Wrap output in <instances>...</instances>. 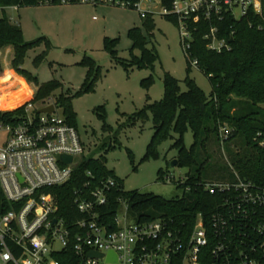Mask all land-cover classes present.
Returning <instances> with one entry per match:
<instances>
[{"label": "built area", "instance_id": "built-area-1", "mask_svg": "<svg viewBox=\"0 0 264 264\" xmlns=\"http://www.w3.org/2000/svg\"><path fill=\"white\" fill-rule=\"evenodd\" d=\"M39 2L121 6L138 9L142 17L154 15L157 8L162 16L176 19L183 52L194 67L198 61L189 53L190 22L220 18L224 12L238 19L249 10L264 11V0ZM215 33L213 27L205 35L207 48L228 50L225 39H217ZM3 72L0 61V80ZM33 96L34 92L12 108H0V264H63L70 261L68 254L74 257L68 264H200L199 255L209 246L213 264H264V168L258 180L243 179L234 170L233 180L207 182L210 193L226 195L209 219L210 227L199 213L185 237L162 219L133 222L128 199L122 195L125 190L112 177L97 185L86 181L73 190L71 211L78 217L67 224L49 190L71 179L86 156V144L56 107L50 114L38 112L53 103L36 105ZM229 132L227 126L219 127L222 147ZM258 143L264 147V139ZM91 252L102 257L90 256Z\"/></svg>", "mask_w": 264, "mask_h": 264}, {"label": "trees", "instance_id": "trees-1", "mask_svg": "<svg viewBox=\"0 0 264 264\" xmlns=\"http://www.w3.org/2000/svg\"><path fill=\"white\" fill-rule=\"evenodd\" d=\"M164 2L167 3V0ZM39 4V0H0L2 9ZM153 16L147 14L142 17L143 28L132 27L127 32L132 48H140L142 51L140 58L134 56L135 65H151L157 58L156 52L146 48L155 27ZM164 17L177 25L175 18ZM189 27L192 33L189 53L191 58L198 61L197 68L207 77L211 85L210 93L205 94L188 75L183 80L185 90H182L181 81L165 72L162 99L147 104L131 117V121L137 118L145 119L148 114L152 117L154 132L142 160L156 155L157 146L164 140H172L169 148L176 150L177 166L187 168L185 176L175 182L177 187L183 188V192L180 196L171 198L138 190L122 192L128 199L130 212L136 217V221L162 219L183 237L192 230L199 213L202 214L206 227H210L209 219L218 210L226 195L218 191L210 193L205 188L208 181L202 179L208 162L207 142L213 138L220 145V126L230 128L224 146L239 140L237 143L244 147V151L231 148L234 151L233 163L241 178L258 180L264 168V147L258 143L264 139V108L261 106L264 103V11L258 14L249 10L238 19L224 12L220 18H200L197 22H190ZM213 27L216 28V38L225 39L228 43V50L216 52L207 48L205 35ZM35 43L24 40L18 24L11 23L6 16L0 18V49L6 46L13 48V70L19 75L23 74L28 82L35 85L33 102L44 104L55 91L62 88V83L53 79L39 84L36 77L22 68L27 51ZM116 43L117 39L105 38L104 48L115 54ZM44 56L45 54L38 56L33 63L39 64ZM186 59L189 71L191 65L188 58ZM83 64L87 73L76 93L79 95L92 90L100 77L99 67L92 59L83 60ZM124 65L128 66L127 63ZM8 73L10 71L7 68L5 74ZM53 104L62 108L66 120L76 126L71 96L59 93ZM97 111L103 113L101 107ZM187 130H190L193 136L190 147H186L183 141ZM111 147L113 145L110 139L103 141L99 146L102 152L97 153L95 149L92 154L83 156L71 179L66 184L49 190L57 197L59 214L67 224L78 217L71 211V194L75 188L86 181L97 185L109 177L116 178L123 187L122 180L106 167L105 153ZM88 172L91 175H88ZM158 173L164 181L165 172L159 170ZM115 193L119 195L117 189ZM112 203L115 207V198ZM67 258L71 261L74 257L68 254ZM199 261L200 264H213L210 246L202 249Z\"/></svg>", "mask_w": 264, "mask_h": 264}, {"label": "rangeland", "instance_id": "rangeland-1", "mask_svg": "<svg viewBox=\"0 0 264 264\" xmlns=\"http://www.w3.org/2000/svg\"><path fill=\"white\" fill-rule=\"evenodd\" d=\"M157 10L153 16L155 27L146 45L157 54L151 65L133 63L134 56L140 58L142 51L132 48L127 32L132 27L143 28L138 9L89 3L39 4L0 8V18L6 16L11 23L18 24L26 42H36L27 51L22 68L36 77L39 84L53 79L62 83V88L46 102L53 103L59 93L72 97L74 122L86 144V155L95 149L97 153L102 152L99 146L110 139L113 147L105 153L106 167L122 180L125 191L152 192L171 198L182 194L183 188L177 187L175 182L185 176L187 168L170 165L176 156V150L169 148L171 139L157 146L156 155L142 160L154 132L152 117L148 114L147 118L134 121L131 117L147 104L162 99L165 72L181 81L182 90H185L183 80L187 75L207 95L211 85L197 67L191 66L187 71L179 28ZM105 38L117 39L115 54L104 48ZM43 54L44 58L35 65L34 59ZM87 58L99 67L100 77L92 90L79 95L76 93L87 73L83 60ZM0 61L6 67L4 61ZM19 76L24 78L23 74ZM3 83L0 81V86ZM28 84L35 93V85ZM17 88L18 84L14 90ZM12 92L6 88L0 90V100ZM261 106L264 108V103ZM100 107L103 113L97 111ZM56 113L64 115L60 107H56ZM183 141L186 147H190L193 142L190 130L184 134ZM237 141L233 142L235 146L230 143L222 147L215 139H209L203 180L234 179L236 168L231 148L244 151L243 145ZM159 170L165 172L164 181L160 179ZM132 221H136L134 215Z\"/></svg>", "mask_w": 264, "mask_h": 264}, {"label": "crops", "instance_id": "crops-1", "mask_svg": "<svg viewBox=\"0 0 264 264\" xmlns=\"http://www.w3.org/2000/svg\"><path fill=\"white\" fill-rule=\"evenodd\" d=\"M2 49H5V52H3L2 51ZM2 49H0V60L2 59L3 61H4V63H5V65H6V67H3V69H4V72H3V74H2V77H1V79H4V77H5V79L4 80H0V81H3L4 83H3V85L2 86H0V90H2V89H4V88H6V89H8L9 91H13L14 89H15V83L14 82H21L22 81V84H23V86L26 88L25 90L26 91H32V92H34V90H32L29 86V82L25 79V78H23V77H21V76H19L16 72H14L13 70H12V66H11V58H12V55H13V48L11 47V46H6V47H4V48H2ZM3 55H5L6 57H4ZM5 58H7V59H5ZM7 68H8V70L10 71V73H8L7 75L5 74L6 73V71H7ZM12 70V71H11ZM15 84V85H14Z\"/></svg>", "mask_w": 264, "mask_h": 264}, {"label": "bare ground", "instance_id": "bare-ground-1", "mask_svg": "<svg viewBox=\"0 0 264 264\" xmlns=\"http://www.w3.org/2000/svg\"><path fill=\"white\" fill-rule=\"evenodd\" d=\"M15 84H18V88L16 90H13L14 92L10 93L9 95L2 96L0 100V108H12L21 102H23L26 98H28L32 92L26 91L25 87L22 86V81L17 82Z\"/></svg>", "mask_w": 264, "mask_h": 264}, {"label": "water", "instance_id": "water-1", "mask_svg": "<svg viewBox=\"0 0 264 264\" xmlns=\"http://www.w3.org/2000/svg\"><path fill=\"white\" fill-rule=\"evenodd\" d=\"M54 109H55L54 104H49V105H47V106H45V107L40 108V109L38 110V112H40V113H49V114H50V113H52V112L54 111ZM62 158H63L64 160H66L67 162H70V161H71V158H70V157H62ZM177 163H178L177 159L174 158V159L170 162V165H171V166H176ZM89 255H90V256H96V257H102V254H101V253H96V252H91ZM108 259L111 260V259H112V255H109Z\"/></svg>", "mask_w": 264, "mask_h": 264}]
</instances>
